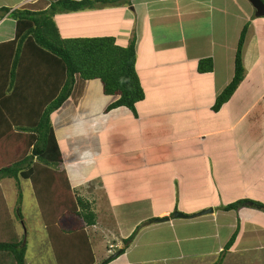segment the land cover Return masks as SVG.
Masks as SVG:
<instances>
[{"label": "crops", "instance_id": "0c3cea01", "mask_svg": "<svg viewBox=\"0 0 264 264\" xmlns=\"http://www.w3.org/2000/svg\"><path fill=\"white\" fill-rule=\"evenodd\" d=\"M53 1L0 0V44L15 38L12 10L40 11ZM54 20L65 38L109 35L122 46L136 40L144 98L134 110L109 109L117 96L105 94L97 79L77 78L69 98L50 115L61 168L94 205L97 223L89 232L99 226L109 243L97 262L133 235L122 254L103 264H213L220 257L221 264H243L247 258L236 256L243 252L257 255L253 264H264V211L222 208L239 200L264 204V16L257 17L248 0H124L57 13ZM246 23L244 79L214 111L233 77ZM209 58L212 70L200 72L199 61ZM27 65L22 62L19 73L28 72ZM7 68L0 61V73ZM14 120L21 123L25 117ZM7 187L15 197L9 178L0 182L1 191ZM209 208L212 212L203 215L175 216ZM7 219L0 217L1 237H12ZM40 224L48 237L42 217ZM110 245L116 247L112 253ZM48 255L43 252L37 261L45 264Z\"/></svg>", "mask_w": 264, "mask_h": 264}, {"label": "trees", "instance_id": "16d2710c", "mask_svg": "<svg viewBox=\"0 0 264 264\" xmlns=\"http://www.w3.org/2000/svg\"><path fill=\"white\" fill-rule=\"evenodd\" d=\"M123 1L55 0L40 11L12 10L10 16L16 21L15 38L0 44V47H9L7 52L0 51V61L8 67V72L0 73V182L5 178L14 179L19 187L21 180H29L56 264H103L111 259L96 261L89 233L97 223L94 205L79 195L66 170L61 168L62 153L51 113L69 98L77 78L97 79L105 94L117 96L109 109L125 106L134 110L135 104L144 98V90L136 71L135 37L126 46L109 35L65 38L54 16L98 5L114 6ZM247 30L248 23L238 38L233 77L217 96L214 111L229 100L244 79L243 49ZM22 62H27L28 72L19 73ZM42 68L47 73H33ZM212 68L210 58L198 63L200 72ZM14 116L25 117V121L18 123ZM18 190L17 214L22 219V193L20 188ZM244 205L264 211L263 203L251 200H239L222 208L238 210ZM0 217L8 218L12 231V237L0 234V264H26L27 245L16 234L14 219L2 194ZM236 236L237 231L225 244L223 254L233 245ZM132 239L133 235L122 240L120 254ZM221 261L219 258L213 264H221Z\"/></svg>", "mask_w": 264, "mask_h": 264}, {"label": "rangeland", "instance_id": "374dc122", "mask_svg": "<svg viewBox=\"0 0 264 264\" xmlns=\"http://www.w3.org/2000/svg\"><path fill=\"white\" fill-rule=\"evenodd\" d=\"M94 30V28H93ZM11 183L13 185V188L17 190V194L15 193V197L14 195H12V191L9 190L7 187L6 190L1 191L2 193V197L5 200V204L7 205L6 200H9V205L12 207L11 209L13 210V215H14V222H15V226L17 227L18 224V229L19 231L22 232V234L24 233L22 240H26V244H27V260L30 264H40L37 259L39 258L40 255L46 252L49 253L48 258H50V261L47 260L45 262V264H56L54 259V255L53 253L51 254V248L50 245L45 246L48 243V237L46 236V234L43 232L42 227H41V217L39 216V208L38 205L36 203V199L34 197L33 194V190L31 188V184L29 182V180H21V182L19 183V187L16 183V181L14 179H11ZM18 188H20V192L22 193V203H21V217L22 219L19 218V215L17 214V208H18ZM9 197H8V195ZM85 198V197H84ZM15 200V202H14ZM8 206V205H7ZM11 213V212H10ZM12 217V215H11ZM97 233H96V232ZM100 232V234H99ZM90 233V232H89ZM90 236L92 238H94L95 240H91L93 243V248L96 254L97 258H102L104 256L105 252V239L103 238L104 236V230L100 227L97 226L94 230L91 231ZM108 240V239H107ZM108 242L106 243L107 247H108ZM113 244V243H112ZM45 248V249H44ZM44 249V250H43ZM113 250L116 249L115 246H113L112 248ZM223 256V255H222ZM237 258H247V262H244L243 264H253L251 260V257H256V254H249L246 255L245 252L241 253H237ZM264 257V253L261 252V263H262V259ZM222 260V257H220ZM26 260V261H27ZM34 262V263H33ZM103 262V261H102ZM237 264H238V260H236ZM249 262V263H248ZM255 264V263H254Z\"/></svg>", "mask_w": 264, "mask_h": 264}, {"label": "water", "instance_id": "95a60500", "mask_svg": "<svg viewBox=\"0 0 264 264\" xmlns=\"http://www.w3.org/2000/svg\"><path fill=\"white\" fill-rule=\"evenodd\" d=\"M248 1L251 3L253 8L255 9V15L257 17H263L264 16V1L263 0H248ZM212 210H213L212 208L204 209L202 211H199L198 213L190 214V215H187V214L182 213V212H175V216L180 217V218L193 217L196 215H203V214L210 213V212H212ZM165 219H162V220H165ZM119 253H120V251L114 253L113 255L110 256V258L111 259L115 258L116 256L119 255Z\"/></svg>", "mask_w": 264, "mask_h": 264}, {"label": "clouds", "instance_id": "9594fccd", "mask_svg": "<svg viewBox=\"0 0 264 264\" xmlns=\"http://www.w3.org/2000/svg\"><path fill=\"white\" fill-rule=\"evenodd\" d=\"M112 248H113V246L110 245V246H109V251H110V253H112ZM120 250H121V248L118 249L116 252H118V251H120ZM116 252H114V253H116ZM114 253H112L111 255H113ZM119 254H120V253H119ZM111 255H109V257H108L109 259H111V258H110ZM116 257H117V256H116ZM116 257H115V258H116ZM112 259H114V258H112ZM96 261H97V260H96Z\"/></svg>", "mask_w": 264, "mask_h": 264}]
</instances>
